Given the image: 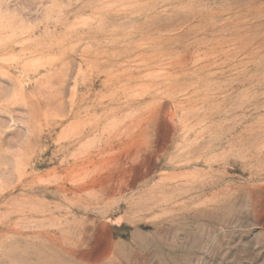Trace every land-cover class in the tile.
Segmentation results:
<instances>
[{"label": "rangeland", "instance_id": "374dc122", "mask_svg": "<svg viewBox=\"0 0 264 264\" xmlns=\"http://www.w3.org/2000/svg\"><path fill=\"white\" fill-rule=\"evenodd\" d=\"M0 264H264V0H0Z\"/></svg>", "mask_w": 264, "mask_h": 264}]
</instances>
